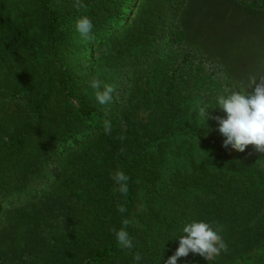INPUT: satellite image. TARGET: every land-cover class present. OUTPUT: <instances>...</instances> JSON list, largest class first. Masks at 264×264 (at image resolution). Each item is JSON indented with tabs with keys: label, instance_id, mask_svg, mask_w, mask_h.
Segmentation results:
<instances>
[{
	"label": "trees",
	"instance_id": "obj_1",
	"mask_svg": "<svg viewBox=\"0 0 264 264\" xmlns=\"http://www.w3.org/2000/svg\"><path fill=\"white\" fill-rule=\"evenodd\" d=\"M5 1L0 216L21 202L59 214L33 246L0 251V264H137V252L139 264H166L193 220L219 227L228 250L209 261L190 253L177 264H264V153L222 146L214 117L226 115L217 96L240 89L217 62L183 45L180 16L190 0H83L79 10L74 0ZM238 2L264 9V0ZM80 16L92 20L93 39L76 32ZM107 43L104 63L134 82L108 110L90 97L89 83L100 77L88 54ZM197 97L206 121L188 115L187 102ZM141 101L156 106L147 121L137 118ZM195 141L214 149L215 162L196 160ZM170 156L185 161L171 169ZM116 170L130 177L126 196L114 190ZM140 188L152 196L142 226L127 227L128 250L110 229L130 221Z\"/></svg>",
	"mask_w": 264,
	"mask_h": 264
},
{
	"label": "clouds",
	"instance_id": "obj_2",
	"mask_svg": "<svg viewBox=\"0 0 264 264\" xmlns=\"http://www.w3.org/2000/svg\"><path fill=\"white\" fill-rule=\"evenodd\" d=\"M73 7L77 10L86 8L83 0H74ZM93 23L88 16H80L75 21V29L82 40L93 39ZM89 87L93 89L95 100L100 105H107L112 101V94L116 91L114 84L103 83L93 78ZM217 107L222 110L225 117L216 116L214 119L219 125V133L225 137L223 147L231 148L234 151L243 153L247 146L254 145V151L264 153V78L250 76L246 91H232L227 95L217 96ZM198 115L205 121L209 118L206 106H200ZM111 124L105 122V132L110 133ZM120 139H124L120 137ZM113 180L118 185L116 191L126 196L128 193L129 176L121 170H116ZM120 213L127 211L124 205L117 204ZM130 221L123 219L122 226L110 231L116 238L117 245L121 248L131 250L134 245L129 236L127 227ZM183 234L178 238L179 246L166 264H177L180 258L187 257L190 253L200 255L206 261L215 259L221 252H227L228 246L220 235V228L213 223L193 220L184 225ZM133 259L139 264L142 256L135 253Z\"/></svg>",
	"mask_w": 264,
	"mask_h": 264
},
{
	"label": "crops",
	"instance_id": "obj_3",
	"mask_svg": "<svg viewBox=\"0 0 264 264\" xmlns=\"http://www.w3.org/2000/svg\"><path fill=\"white\" fill-rule=\"evenodd\" d=\"M183 45L218 63L240 91L264 78V9L238 0H190L180 16Z\"/></svg>",
	"mask_w": 264,
	"mask_h": 264
},
{
	"label": "rangeland",
	"instance_id": "obj_4",
	"mask_svg": "<svg viewBox=\"0 0 264 264\" xmlns=\"http://www.w3.org/2000/svg\"><path fill=\"white\" fill-rule=\"evenodd\" d=\"M0 1L3 3L2 6L7 5L5 0ZM109 49L110 44L107 43L99 48H92L88 51V54H94V59L97 62L98 67V76L100 77L99 80L103 83L114 84L116 86V91L112 94V101L107 105H101V107L106 110H108L112 103H115V97H117V99H121L122 101L123 98L128 95L134 85V82H132L131 79L129 80L124 78L125 72L123 70L104 63ZM170 55L171 52H168L162 54V57L167 58ZM177 59L178 57H176V61ZM91 91L92 92L89 94L93 103L95 105H100L95 100L93 89ZM139 97L140 96L138 95L136 100ZM201 102V99L198 97L188 100V115H195V117L191 120H198L201 118L199 115L196 116ZM139 107L140 108L137 112V118L141 121H147L150 117L151 111L156 108L155 105L147 106L144 101H141ZM95 119L98 120V118ZM183 122L185 124L186 119H183ZM194 140H197V138ZM194 154L196 160L198 161L208 160L213 163L216 160L214 149L205 145L204 142L195 141ZM184 161L185 159H180L177 156H170L167 166L169 168L179 167L182 165V163H184ZM116 186H114V190L117 189ZM151 196V192H149V190L146 188H140L136 190L132 204V211L130 213V223L132 226H142V216L148 211ZM42 205V203L38 202H21L14 206H6L4 213L0 216V251H8L12 249L21 250L34 245L40 233L47 226L52 224L55 221V217H57L59 214V212L55 210L50 212L48 208H45ZM220 235L223 237L221 230Z\"/></svg>",
	"mask_w": 264,
	"mask_h": 264
}]
</instances>
